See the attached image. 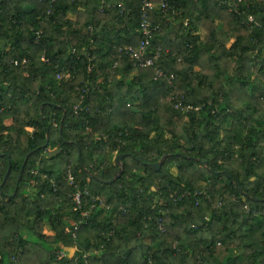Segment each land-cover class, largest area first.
Listing matches in <instances>:
<instances>
[{"label": "trees", "instance_id": "obj_1", "mask_svg": "<svg viewBox=\"0 0 264 264\" xmlns=\"http://www.w3.org/2000/svg\"><path fill=\"white\" fill-rule=\"evenodd\" d=\"M120 1L0 0V264H264V0H152L171 84L119 53L142 38L140 0ZM157 93L161 112L127 106ZM83 188L103 205L81 220Z\"/></svg>", "mask_w": 264, "mask_h": 264}, {"label": "built area", "instance_id": "obj_2", "mask_svg": "<svg viewBox=\"0 0 264 264\" xmlns=\"http://www.w3.org/2000/svg\"><path fill=\"white\" fill-rule=\"evenodd\" d=\"M239 1V0H238ZM129 0H121L116 4V6L120 9L121 12H123L127 6H128ZM140 9H139V30L142 35V38L139 40V42L136 45H122L118 47L119 53L124 55L125 59H131L134 62V66L136 68H154L153 70V79H159V78H165L168 81V84H171L172 80L174 79L175 75L173 73L167 74L162 68H160L157 64L159 60L161 59V49L157 48L152 50L150 48V40L153 36V31L155 28L151 27V20H150V11L155 8L156 3L152 0H140ZM158 5L163 10H170L171 13L175 14L176 10L174 5H172L169 0H159ZM232 11V8L229 9ZM100 11H102V8H100ZM248 20L253 21V17L251 15H248ZM256 25H259V23L255 22ZM91 29V27H88ZM42 60L47 62V59L44 57H41ZM24 62V61H23ZM17 63V62H15ZM116 66V63L115 65ZM61 75L57 74V78H60ZM176 108H180L181 110L187 111L190 109L191 106H181V103L178 102L175 104ZM81 109L80 104H75L73 107L74 113H78V111ZM32 173H38L37 170H32ZM67 180L69 184L74 183V176L70 171L67 175ZM53 186H55V182H53ZM201 195L206 194L205 190L200 191H185L178 199H181L182 197L186 195ZM174 200L177 199V197H173ZM71 202L73 203V209L74 210H80V216L81 220L85 219L91 211L96 207L97 204L103 205L100 198L98 196H94L89 193L87 188L83 189H77L71 194ZM198 202V201H197ZM105 208H109L108 205L105 206ZM120 211H124V207L120 206ZM155 220L161 221V217L156 216ZM160 229H162L161 222L159 223ZM79 228V222H76L73 225V228L71 229L66 228V232L72 233L73 237H76L77 229Z\"/></svg>", "mask_w": 264, "mask_h": 264}, {"label": "rangeland", "instance_id": "obj_3", "mask_svg": "<svg viewBox=\"0 0 264 264\" xmlns=\"http://www.w3.org/2000/svg\"><path fill=\"white\" fill-rule=\"evenodd\" d=\"M204 35V32L202 31L201 32V36H203ZM228 46H229V44H228ZM169 49L168 48H166V50H165V52H167ZM195 70H200V67L199 66H194L193 67ZM127 77H128V80H130V79H132V78H135V79H138L139 77H142V81L144 82V83H146V82H148V80L150 79V75L149 74H145L144 76L142 75V72L139 70V69H132L131 70V72H130V74H128L127 75ZM171 94L173 93L172 91H169ZM167 97V95H165V97L163 96V94H156V99H154V100H150V101H146V102H144V101H142L141 99H139V100H132V97H129V98H127L128 99V105L127 106H129V108L130 109H133V110H135L137 113H136V116H138V114H139V112L140 111H144V110H147L148 108H152V107H157V105H158V107L157 108H160L159 110H160V112H161V107H162V102L165 100V98ZM130 100V101H129ZM197 115V117H199V114H196ZM184 120H188V117H184ZM231 125V120L230 121H228V123H227V125H226V127L227 128H229V126ZM88 130H89V128H87ZM28 130H29V133L31 134V132L33 131V128L32 127H29L28 128ZM116 135H117V133H115ZM98 135V134H97ZM167 136H169V134H167ZM54 149H51V148H49V149H47V151H45V153L44 154H49V153H51L52 151H53ZM115 154L116 153H113V155H112V159L114 158V156H115ZM47 157H49V155H46ZM116 158V157H115ZM162 164V163H161ZM171 170L173 171V172H175V168H174V166H172L171 165ZM67 175H68V172L66 173V175H65V179H66V182L67 183H69L68 182V180H67ZM31 189V188H30ZM32 190V189H31ZM28 191H29V188H28ZM140 191L141 192H144V189H140ZM32 192H33V190H32ZM72 203V202H71ZM73 204V203H72ZM92 211H94V209L92 210ZM91 211V212H92ZM105 213V211L104 210H102V213H101V215H103ZM47 220V219H46ZM66 228H69V227H67L66 226Z\"/></svg>", "mask_w": 264, "mask_h": 264}, {"label": "water", "instance_id": "obj_4", "mask_svg": "<svg viewBox=\"0 0 264 264\" xmlns=\"http://www.w3.org/2000/svg\"><path fill=\"white\" fill-rule=\"evenodd\" d=\"M30 153H31V152H29V153L25 156V158H24V160H23V164H22V166H21V168H20V170H19V173H18V180H19L20 177H21V174H22V171H23L24 165H25V163H26V161H27V158H28V156H29ZM123 156H124V154H123V153H120V154H118V155L116 156V158H115V163L118 164L119 169H118L117 173H116V174H115V175L109 180L110 183L113 182L115 179H117V178L119 177L121 171H122L123 163H122V161H121V158H122ZM163 158H164V156H162V157L159 159V161H157V162L149 163V166L152 167L153 169H156V170L159 169L160 166H161V163L163 162ZM203 163L206 164V161H204ZM9 171H10V159H8V166H7L6 172H5V174H4V178H3L2 183L5 181L7 175L9 174ZM18 180H17V183H18Z\"/></svg>", "mask_w": 264, "mask_h": 264}, {"label": "crops", "instance_id": "obj_5", "mask_svg": "<svg viewBox=\"0 0 264 264\" xmlns=\"http://www.w3.org/2000/svg\"><path fill=\"white\" fill-rule=\"evenodd\" d=\"M67 17L73 19V18L76 17V15L73 14V13H71V12H69V13L67 14ZM12 122H13L12 117H8V118H5V119H4V123H5V125H7V126L11 125ZM26 130H27V132H29L28 128H27ZM34 174H36V173H34ZM36 175H38V173H37ZM37 184H38V183H37L36 181H34V180H31V181L29 182V186H28V188H29V189L31 188V189L33 190V192H32V190L30 189V192H31L32 194H34V192H35V186H36ZM28 193H29V191H28ZM94 196H95V195H94ZM44 232L47 233V234H52V233H53V231L50 229V225H49L46 221H44ZM71 251H72V250H71ZM230 252H231V253H234V252H235V249H234V248H231V249H230ZM70 255H72V252H70Z\"/></svg>", "mask_w": 264, "mask_h": 264}]
</instances>
